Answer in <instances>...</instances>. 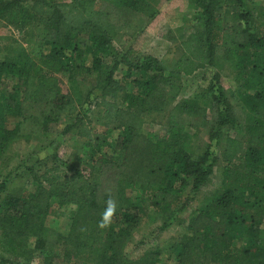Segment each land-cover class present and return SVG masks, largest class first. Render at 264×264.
<instances>
[{"label":"trees","instance_id":"trees-1","mask_svg":"<svg viewBox=\"0 0 264 264\" xmlns=\"http://www.w3.org/2000/svg\"><path fill=\"white\" fill-rule=\"evenodd\" d=\"M18 2L0 0V15ZM155 3L31 0L36 39L0 54V156L7 143L41 135L65 114L64 130L84 137L87 149L81 167L56 154L42 169L41 160L37 168L26 165L31 189L0 194L2 236H26L47 247L42 264H57L48 236L61 234L47 225V214L60 202L71 206L63 237L77 255L95 264H159L158 249L136 256L126 250L146 218L147 201L162 219L159 229L178 224L216 169L217 186L191 208L172 244L173 263L264 264V6L254 12L247 0H186L178 55L169 64L114 48L119 31L133 38L145 29L159 12ZM20 24L21 31L26 23ZM220 65L238 84L243 119L234 113ZM198 68L204 70L196 88L180 97L182 75ZM62 78L87 81L84 98L78 88L63 89ZM150 113L165 116L167 130L155 137L142 130ZM92 118L100 129L89 125ZM186 127L206 129V145L195 156L184 142ZM109 194L116 214L100 229ZM0 264L30 263L0 249Z\"/></svg>","mask_w":264,"mask_h":264},{"label":"rangeland","instance_id":"rangeland-1","mask_svg":"<svg viewBox=\"0 0 264 264\" xmlns=\"http://www.w3.org/2000/svg\"><path fill=\"white\" fill-rule=\"evenodd\" d=\"M184 2V0H156L155 4L159 12L155 18L149 22L141 33L133 38L119 31L112 37V42L115 45L114 48L126 50L129 57L140 53H150L160 62L169 64L178 55L176 43L184 32V28L182 27ZM18 3L15 10L0 15V54L4 51L5 47L10 46L13 49L20 46L25 47L27 42H30L28 41L29 39H36L33 35L36 31L35 25L38 14L36 17L32 15L33 13L29 7L31 0H19ZM247 4H250L254 12H258L259 7L264 6V0H247ZM21 22H25L26 27L20 31ZM89 51L86 52L87 56L90 54ZM121 66L122 64L120 63L113 72L115 78L121 76ZM217 67L221 73L222 83L232 103L234 113L240 119H243L245 109L238 99V84L234 82L226 69H223L221 65ZM203 70V68H198L188 75H182L180 97L188 95L196 88L197 80ZM61 85L66 90L71 86L78 88L83 98L89 90V83L80 78L69 81L62 78ZM2 90H0V101H3L5 95ZM94 94H96L95 91L91 96H94ZM84 107L87 108V103L84 104ZM93 108L94 106L91 105V109L88 112L91 115ZM68 118L69 115L65 114L56 121L49 122L45 132L41 133V135L23 137L6 144L4 154L0 156V181L3 180L5 183L3 190H0V194L6 191L18 193L31 189V180L24 174L26 165H32L37 160H41V164L39 165L42 169L44 163H50L52 154L74 162L79 167L83 166L84 160L87 157L84 137L77 135L74 129L64 130L65 123L69 121ZM164 119L165 116L150 113L145 118L142 130L150 137L162 134L167 130ZM6 122L12 123L11 117L7 116ZM89 125L92 129H100V125L93 118ZM182 135L186 147L192 152L193 156L204 149L207 141L205 128L194 133L192 128L186 127ZM216 150H219V145H216ZM34 167L37 168L38 165L35 164ZM219 177V171L216 169L215 173L211 175L210 180L195 193V199L191 204L179 214L181 222L166 229H159L162 219L154 213L153 208L147 201L148 205L145 208L146 218L131 234L126 247L127 253L130 256H136L146 248H154L159 250V264H174L172 259H174L175 252L172 244L175 242L177 236L184 232L188 212H190L196 203L202 201L205 195L213 191L219 182ZM131 193L139 194L140 191L133 189ZM144 197V194L141 195V198ZM70 211V205L60 202L58 204L54 203L47 214V225L61 234L60 237H57L56 234L55 236L54 234H49L48 236V240L52 241V243L54 242V259L57 264H95L94 261L86 260L84 257L77 255L72 246L63 237V234L68 229ZM261 228L264 230V218L261 222ZM46 248H38L34 238L15 235L7 237L2 236L0 232V249L4 250L6 255L11 259L20 262L25 261L30 264H42Z\"/></svg>","mask_w":264,"mask_h":264},{"label":"clouds","instance_id":"clouds-1","mask_svg":"<svg viewBox=\"0 0 264 264\" xmlns=\"http://www.w3.org/2000/svg\"><path fill=\"white\" fill-rule=\"evenodd\" d=\"M117 204L116 201L109 194L108 199L105 201L104 210L100 214V220L97 223V227L105 229L112 223L113 217L116 214Z\"/></svg>","mask_w":264,"mask_h":264},{"label":"crops","instance_id":"crops-1","mask_svg":"<svg viewBox=\"0 0 264 264\" xmlns=\"http://www.w3.org/2000/svg\"><path fill=\"white\" fill-rule=\"evenodd\" d=\"M185 2V5H184V7H183V10L185 11V9L187 8V3H186V0H184Z\"/></svg>","mask_w":264,"mask_h":264}]
</instances>
